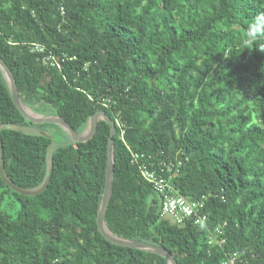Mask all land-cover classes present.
I'll return each mask as SVG.
<instances>
[{
  "label": "trees",
  "instance_id": "trees-1",
  "mask_svg": "<svg viewBox=\"0 0 264 264\" xmlns=\"http://www.w3.org/2000/svg\"><path fill=\"white\" fill-rule=\"evenodd\" d=\"M260 16L264 0H0V58L21 101L79 134L99 111L115 122L104 218L113 235L162 247L177 264H224L234 253L264 264V34L247 40ZM6 124L18 127H0L11 183L36 189L53 167L35 196L0 176V264H167L98 231L106 122L86 142L65 133L51 150V136L23 128L54 125L28 122L0 71ZM142 155L180 163L172 186L189 202L205 197V225L161 215L164 198L143 178L141 165L154 168ZM216 227L220 243L210 244Z\"/></svg>",
  "mask_w": 264,
  "mask_h": 264
},
{
  "label": "water",
  "instance_id": "water-1",
  "mask_svg": "<svg viewBox=\"0 0 264 264\" xmlns=\"http://www.w3.org/2000/svg\"><path fill=\"white\" fill-rule=\"evenodd\" d=\"M0 71L3 75V78L7 84L8 90L10 92L11 98L15 106L17 107L18 111L21 113V115L28 121L33 124H56L59 125L62 130L70 137V141L73 143H82L88 141L90 138L93 137L95 134L96 128H97V122L99 120H102L106 122L110 127V137L108 140L107 145V164H106V171H105V184H104V190L102 194L101 203L98 209L97 217H96V224L99 233L110 243L122 247L132 248L140 251H145L153 254H157L159 256H162L166 259L167 264H177L175 258L173 255L167 251L166 249L159 247V246H153L144 242H138L133 240H128L124 238L117 237L113 235L106 227L105 225V214L110 202V198L113 191V183H114V140L113 137L116 134V126L115 122L108 117L103 111H99L95 113L93 116H91L88 120L87 127L82 133H77L74 131V129L62 118H60L57 115H51V116H45L36 114L32 111H30L27 106L21 101L19 97V93L16 86V81L14 78L13 73L7 66V64L0 58ZM25 108L30 111V113L25 111ZM0 127L4 128H15L18 127L11 126V125H3ZM42 136L48 137L47 134L41 133ZM52 164L49 162V168H48V174L46 178L44 179L43 183L40 187L33 189V190H24L17 186H15L13 183H11L6 174L4 169V158H3V148L2 144L0 142V176L4 183L14 192H17L18 194L24 195V196H35L43 191H45L49 185L51 175H52Z\"/></svg>",
  "mask_w": 264,
  "mask_h": 264
},
{
  "label": "built area",
  "instance_id": "built-area-1",
  "mask_svg": "<svg viewBox=\"0 0 264 264\" xmlns=\"http://www.w3.org/2000/svg\"><path fill=\"white\" fill-rule=\"evenodd\" d=\"M38 49L41 51V48ZM136 157L137 156H135V158ZM141 158L144 159V162L148 166L154 168V170H149L144 165H141L140 167L143 178L152 185L153 189L158 192L159 195H162L164 198L161 215L179 226H182L188 219H193L194 225H205L207 216L202 213V209L205 207V197L189 202L179 195L172 186L171 181L178 174L180 163L178 161H154L151 157H148L147 159L144 155H142ZM165 172L168 174L167 177L163 175ZM221 234L222 228L216 227L210 233L209 243L213 244L218 242ZM237 259L238 253H234L230 255L227 260H225L224 264H241L242 261Z\"/></svg>",
  "mask_w": 264,
  "mask_h": 264
},
{
  "label": "rangeland",
  "instance_id": "rangeland-1",
  "mask_svg": "<svg viewBox=\"0 0 264 264\" xmlns=\"http://www.w3.org/2000/svg\"><path fill=\"white\" fill-rule=\"evenodd\" d=\"M27 106V105H26ZM27 108L34 112L29 106H27ZM36 113V112H34ZM49 112L47 111L46 114H43L45 116H51L48 114ZM36 114H39V113H36ZM42 115V114H40ZM54 126H46L42 129H39L37 128L36 126H29V127H26V128H23V131L25 133H28V134H41V133H44V134H47L48 136H51L52 137V145H51V150L66 143L68 141V138L67 136L65 135V132L62 130V128L59 126V125H56V124H52ZM69 137V136H68ZM70 139V137H69ZM11 205H13V207H11L10 209H8L6 206H4V209H6V211L12 215V216H15L16 215V211L19 209V205L18 203H14L12 200H6L5 203H9Z\"/></svg>",
  "mask_w": 264,
  "mask_h": 264
},
{
  "label": "clouds",
  "instance_id": "clouds-1",
  "mask_svg": "<svg viewBox=\"0 0 264 264\" xmlns=\"http://www.w3.org/2000/svg\"><path fill=\"white\" fill-rule=\"evenodd\" d=\"M261 34H264V16L257 17L256 21L250 26L247 40L249 42H255Z\"/></svg>",
  "mask_w": 264,
  "mask_h": 264
},
{
  "label": "bare ground",
  "instance_id": "bare-ground-1",
  "mask_svg": "<svg viewBox=\"0 0 264 264\" xmlns=\"http://www.w3.org/2000/svg\"><path fill=\"white\" fill-rule=\"evenodd\" d=\"M25 111L28 112V113H30V111L28 109H26V108H25Z\"/></svg>",
  "mask_w": 264,
  "mask_h": 264
}]
</instances>
